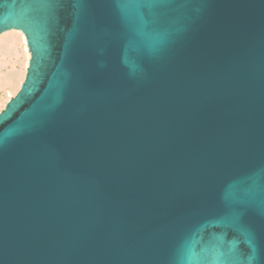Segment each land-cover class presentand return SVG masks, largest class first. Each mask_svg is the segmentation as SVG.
Instances as JSON below:
<instances>
[{"label": "water", "instance_id": "95a60500", "mask_svg": "<svg viewBox=\"0 0 264 264\" xmlns=\"http://www.w3.org/2000/svg\"><path fill=\"white\" fill-rule=\"evenodd\" d=\"M0 264H264V0H0Z\"/></svg>", "mask_w": 264, "mask_h": 264}, {"label": "bare ground", "instance_id": "6f19581e", "mask_svg": "<svg viewBox=\"0 0 264 264\" xmlns=\"http://www.w3.org/2000/svg\"><path fill=\"white\" fill-rule=\"evenodd\" d=\"M25 35L19 29L0 33V110L19 89L29 63Z\"/></svg>", "mask_w": 264, "mask_h": 264}]
</instances>
